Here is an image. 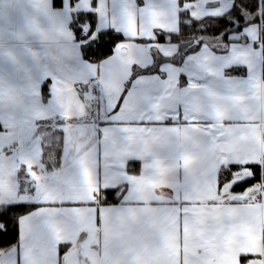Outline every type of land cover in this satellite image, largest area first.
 <instances>
[{"label": "crops", "instance_id": "1", "mask_svg": "<svg viewBox=\"0 0 264 264\" xmlns=\"http://www.w3.org/2000/svg\"><path fill=\"white\" fill-rule=\"evenodd\" d=\"M187 6L182 8L179 0L164 4L152 0V6L143 10L130 8L129 19L137 23L128 27L126 41L118 44L107 60L90 64L83 60L81 43L70 25L74 13L92 11V0L74 6L64 0L60 10L54 9L53 0H0V91L5 99L0 103V119L12 133L5 139L27 142L31 133L21 136L19 130L25 120L37 116L80 117L86 136L79 151L68 144L67 152L76 156L60 168H77V179L90 177L96 184L93 190L78 195L77 199L84 201L80 204H50L42 209L45 215L41 219L53 220L42 234L44 252L39 259L43 264H56L57 249L63 245L72 246L80 264H99L103 227L112 225L116 232H130L138 218L155 221L154 231L172 237L167 256L153 245H144L142 264L178 259L184 251L181 245L192 242L204 244L209 264H242L243 256L250 257L247 264H264V199L247 203L246 194H231L232 184L220 189L217 183L222 168L262 162L264 111L259 126H252L245 114L255 116L258 101H264V82L256 80L249 85L225 79L226 65L239 59L231 55L234 52H246L253 61L258 60L257 53L242 41L245 37L261 39V27H248L240 41H231L236 49L229 45L228 57L207 46L186 55L193 44H160L157 40L160 35L179 32L180 14ZM193 6L195 20L220 17L233 8L227 0H199ZM96 11L100 29L113 27L105 19L113 15L110 2L107 8L97 6ZM123 12L124 6H118L116 15ZM115 26L120 27L119 21ZM183 57L185 65L171 62ZM45 83L53 93L51 105L41 98ZM253 91L257 100L248 98ZM108 105L118 112L115 123L102 131L100 121L113 119ZM85 112L87 115H82ZM226 117H232V123L222 127V122L228 123ZM237 120L244 121L243 126H236ZM35 159L36 154L29 152L23 162L17 159L0 171V183L12 186L0 189V204L18 203L26 193L30 194L26 201L44 197L34 189L39 177L44 178L38 175V168L36 176H29L31 183L23 195L25 185L16 178L17 166L31 165ZM133 162L140 164L138 177L127 172ZM56 163L59 165L58 160ZM119 187H126L122 205L98 204L99 193ZM257 190L264 193V182ZM186 198L190 201L188 211L198 213L202 222L220 216L228 226L206 229L202 234L182 232ZM64 209L72 211L65 214ZM31 223L30 217L21 222L26 236ZM130 250L128 245L116 247L115 257L118 260L124 254L126 264H135L136 254L132 256Z\"/></svg>", "mask_w": 264, "mask_h": 264}, {"label": "snow or ice", "instance_id": "2", "mask_svg": "<svg viewBox=\"0 0 264 264\" xmlns=\"http://www.w3.org/2000/svg\"><path fill=\"white\" fill-rule=\"evenodd\" d=\"M79 2L80 0H70V3L74 4ZM109 2L113 9V15L110 18L106 15L105 19L109 20L113 24V27L100 29L98 27V18L95 15H88L87 17L81 15L79 17L81 25L85 19L90 22V30H85L82 26H75V36L78 42L88 41L90 37H93V33H97L95 38L87 46L83 47L82 50L83 59L88 63H92V57L97 58V63L107 60L110 56L114 55L117 43L127 38L128 27L137 23V21L129 19L130 8L143 10L146 6H152V0H92L93 7L103 4L107 8ZM167 2L168 0H161V4ZM54 5L56 9H62L64 7V0H54ZM121 5L124 6V12L122 15L117 16L116 9ZM233 7L235 9L233 17L227 19L222 17L218 18L222 27L215 29V35L217 37L222 38L224 41H240V34L246 32L249 26L244 9L251 10L255 25L258 27L264 26V0H249L248 3L241 5V7H236L235 4ZM117 21H119L120 27L115 26ZM159 38L160 40H165L164 35H160ZM242 45L252 48L257 53L258 60L253 61L246 52H234L231 55H236L239 59L230 61L226 65L227 69H244L245 71L238 77L229 75L225 79L229 81L238 80L249 85L255 83L256 80L264 82V39L254 41L245 37ZM230 47L236 49V44L234 43ZM222 55L228 57L230 53L225 49ZM52 97L53 93L50 90L49 84L45 83L42 88L41 98H46V103L51 105ZM248 98L250 100H257L258 94L253 91ZM4 102L3 92L0 91V103ZM258 102L260 103V107L256 109L255 116L245 114L246 119L252 121V126H259L260 112L264 111V101ZM120 103H124L123 98ZM117 112V108H109V115L113 119L100 121L102 131L104 128L115 123L114 116ZM82 115L86 116L87 113H82ZM184 119L187 120V117L185 116ZM232 119V117H226L228 123L222 122L221 126L228 127L232 123ZM79 120L80 117L74 115L58 116L56 118L37 116L31 121L25 120L19 130V135L21 136H27L29 132L31 133L30 139L25 142L23 139H5V137L11 136L12 133L7 123L3 119H0V171L8 167L10 163L16 162L17 159L23 162L29 152L36 154V159L31 165L21 163L17 166V182H22L25 185L21 195L28 191V185L31 183L29 176H36L37 168H39L42 174H50L53 180L58 178L59 168L64 162L69 143L76 146L77 151L80 150L82 146L81 142L86 136V132L84 131L86 126L81 125ZM243 124L244 121H236V126H243ZM118 130L126 131L127 129L119 128ZM57 160L59 161V165L56 163ZM49 163L52 164L51 169L49 168ZM29 167L31 168V172L28 171ZM20 168L25 169L23 173L20 172ZM262 174H264V170L258 168L256 170L255 180L260 181ZM249 181L251 182L253 179H249ZM244 190L246 191L247 189L245 188ZM108 195H114V193L109 192ZM261 198L264 199V194H262ZM55 203L77 204L78 202L54 200L49 197L48 193H45L42 199L33 201L22 200L14 205L7 206L5 210H0V224L3 225V227H0V237L14 235L13 228L19 232V240L15 244L6 241L7 246L0 248V264H43L39 259V256L44 252L42 234L45 227H51L53 225V220H42L41 217L45 215L42 209H46L48 205ZM184 203L185 208L183 210V222L181 225L182 232L190 231L202 234L206 229L208 231H215L228 226V223L220 216H212L202 222L198 213L188 211L187 205L190 201L187 198ZM70 211L72 209H64L65 214ZM14 213L17 215L15 219H11L10 217ZM25 217L32 218L27 236L24 235V229L21 226V222ZM155 228V221L148 220L141 225H136L127 234L126 238L123 235L114 236L112 242L117 246L133 244L144 246L150 244L161 255L167 256L172 247V237L168 233L154 231ZM203 239L204 237L201 235V240ZM181 247L184 248V251L179 254L178 259L168 257L166 260L159 262V264H209V261L205 258V246L203 243L192 242L187 245L182 244ZM67 255V248H65L63 254L60 248H58L56 264H67ZM33 256L37 258L33 259ZM249 259V256H243L241 258L242 264H247Z\"/></svg>", "mask_w": 264, "mask_h": 264}, {"label": "trees", "instance_id": "3", "mask_svg": "<svg viewBox=\"0 0 264 264\" xmlns=\"http://www.w3.org/2000/svg\"><path fill=\"white\" fill-rule=\"evenodd\" d=\"M81 1V0H80ZM199 0H179L180 6L181 4L183 5H193L195 2ZM232 2V4L236 7H241V5L248 3L249 0H227ZM72 6H74L77 3H71ZM53 7L55 8L54 5V0H53ZM60 10V9H56ZM97 7H93L92 4V11L89 13H83V14H77L74 13L72 16V23L70 25V29L73 31V34L75 36V26H82L85 30H90V22L85 19L83 24H80L79 17L81 15L87 17L88 15H95L97 17ZM235 9L234 7L232 10L220 17H206L202 20H193L191 18V11L185 10L182 11L180 14V30L178 33H172V34H167L165 35V40H160V38L157 40L158 43L160 44H175V45H181V44H193L195 41H198V46H193L190 50L187 51L186 55H190L193 53L198 52L202 46H207L209 47L212 51L218 54H222L225 49L228 50L229 45L231 44V41H224L222 38L217 37L215 35V29L222 27V25L219 23L218 18H229L234 16ZM244 14L248 18V27L252 26H257L253 23V13L251 12L250 9H244ZM247 27V28H248ZM261 27V39H264V26ZM234 32V30H233ZM97 33H93V36H95ZM90 37L89 39H91ZM92 38V39H94ZM76 41L77 37L75 36ZM92 39L87 42V41H80L78 43H81V54L83 47L87 46L88 43L92 41ZM124 41L118 42V44L125 42ZM116 45V46H117ZM115 46V47H116ZM83 58V55H82ZM84 60V59H83ZM85 61V60H84ZM92 63L90 64H99L97 63V58L92 57L91 58ZM87 62V61H86ZM173 64H178L179 65H185L186 60L184 61L183 58H176L171 61ZM190 62L187 63L189 65ZM244 69H233L229 70L226 72V75L229 76L231 75L232 77H238L244 73ZM43 88V87H42ZM44 102H46V98L43 99ZM262 169L264 170V152H263V158L262 162L258 164H250V165H229L225 168H222L218 175H217V182L219 188H223L226 185L232 184L231 187V194L235 195H240V194H245L247 193L251 188H256L260 186L264 182V174H262V179L260 181L255 180V174L257 169ZM127 172L130 176L133 177H138L140 176L141 173V167L140 164L137 162L129 163L127 167ZM249 179H253V181H249ZM254 183V184H253ZM126 187L114 189V190H104L101 193H99V198L101 197L105 198L104 204L107 206H119L122 204L123 197L121 199H117V194L120 192L121 189H125ZM247 189L246 191L244 189ZM114 193V195H108V193ZM16 203H8V204H0V210H5L7 206L14 205ZM17 214H13L11 219H15ZM0 227H3L2 224H0ZM13 233L14 235L9 236V237H0V248L6 247V241L10 242L11 244H15L19 240V232L17 229L13 228ZM65 248L68 249V254L72 250L71 245H63L60 247L61 253L63 254Z\"/></svg>", "mask_w": 264, "mask_h": 264}, {"label": "rangeland", "instance_id": "4", "mask_svg": "<svg viewBox=\"0 0 264 264\" xmlns=\"http://www.w3.org/2000/svg\"><path fill=\"white\" fill-rule=\"evenodd\" d=\"M191 18L193 20H195L192 17V14H191ZM112 102H114V101H112ZM110 107H111L110 105L107 106L108 111H109ZM103 117H105V116H103ZM110 141L113 142V139H110ZM85 151H86V157H87L89 147H87L85 149ZM75 156L76 155L73 152H71V153L66 152L65 157H64V163H70V160L73 159ZM252 162H255V161H252ZM254 164H256V163H254ZM38 172H37L38 175L42 174V173H40L39 168H38ZM108 172H109V174L112 173V171L110 169H108ZM77 175H78L77 168L73 169V167H71L69 170H67V169H63L61 167V168H59L58 178L56 180L51 179L50 174H47V173L42 174L41 176H43L44 178L39 177L38 183L36 181V184L34 185V189L37 190V192H39V193H43V196L45 193H48L49 197L51 199H54V200L77 201L78 202L77 204H80L81 202H84V201H80V198L77 199L78 195H81L85 189L90 188V191L93 190L95 188L96 184L92 181V179L90 177L88 178V180L83 181V180L77 179ZM7 187L12 188V186H10L8 183H0V189L1 188L4 189ZM208 189H210V186H208ZM26 194L27 195L26 196L23 195V197H21L18 200V202H20L22 200L26 201L25 198H28L30 196L29 193H26ZM126 195L129 197L130 193L127 192ZM74 197L76 199H71ZM0 202H3V201H0ZM10 202L13 203L15 201H10ZM55 204L56 205H62L60 203H55ZM66 204H71V203H65L64 205H66ZM145 222H146V219L138 218L137 220H135L133 227H135L136 225H141ZM128 233H129V230H127L126 232H122V231L116 232L112 225L107 226V227H103L101 243H100V248L102 250V259L100 260L99 264H126V262H128L126 260V257L124 254H123V256L122 255L119 256V259L117 260V258L115 257V248L120 247V246H117L115 243L112 242V238L114 236L123 235V236L127 237ZM128 246L131 249L129 253H131L132 256H133V254H136V259H134L133 262H135V264L144 263L145 255L143 258L144 252L142 250V248L144 246H139V249L134 248V244L128 245ZM135 246L137 247V245H135ZM34 258H35V256H33V259ZM155 260H156L155 263H157L156 258H155ZM130 264H134V263H130Z\"/></svg>", "mask_w": 264, "mask_h": 264}, {"label": "water", "instance_id": "5", "mask_svg": "<svg viewBox=\"0 0 264 264\" xmlns=\"http://www.w3.org/2000/svg\"><path fill=\"white\" fill-rule=\"evenodd\" d=\"M190 11H195V7L189 6ZM195 46H198V41L194 42ZM122 192L117 196V199H120L122 197ZM67 264H80L79 261V256L76 252L71 253L67 258H66Z\"/></svg>", "mask_w": 264, "mask_h": 264}, {"label": "built area", "instance_id": "6", "mask_svg": "<svg viewBox=\"0 0 264 264\" xmlns=\"http://www.w3.org/2000/svg\"><path fill=\"white\" fill-rule=\"evenodd\" d=\"M258 198H259L258 194L255 193V194H253V195L248 199V202H249V203L257 202V201H258V200H257Z\"/></svg>", "mask_w": 264, "mask_h": 264}, {"label": "flooded vegetation", "instance_id": "7", "mask_svg": "<svg viewBox=\"0 0 264 264\" xmlns=\"http://www.w3.org/2000/svg\"><path fill=\"white\" fill-rule=\"evenodd\" d=\"M118 195H119V193L117 194V196ZM104 202H105V198L104 197H101V199L99 198V203L98 204L105 205Z\"/></svg>", "mask_w": 264, "mask_h": 264}]
</instances>
